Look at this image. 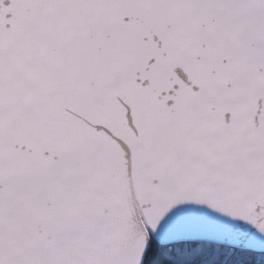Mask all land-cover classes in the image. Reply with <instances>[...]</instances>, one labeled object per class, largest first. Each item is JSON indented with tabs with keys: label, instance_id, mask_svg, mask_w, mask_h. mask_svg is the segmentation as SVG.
Here are the masks:
<instances>
[{
	"label": "snow or ice",
	"instance_id": "6c2138e0",
	"mask_svg": "<svg viewBox=\"0 0 264 264\" xmlns=\"http://www.w3.org/2000/svg\"><path fill=\"white\" fill-rule=\"evenodd\" d=\"M264 264V0H0V264Z\"/></svg>",
	"mask_w": 264,
	"mask_h": 264
},
{
	"label": "trees",
	"instance_id": "16d2710c",
	"mask_svg": "<svg viewBox=\"0 0 264 264\" xmlns=\"http://www.w3.org/2000/svg\"><path fill=\"white\" fill-rule=\"evenodd\" d=\"M160 260H161V264H168V261L165 258L160 257Z\"/></svg>",
	"mask_w": 264,
	"mask_h": 264
}]
</instances>
